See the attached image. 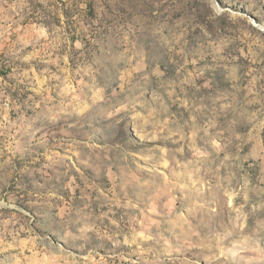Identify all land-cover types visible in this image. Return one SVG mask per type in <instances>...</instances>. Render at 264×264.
<instances>
[{"label": "rangeland", "instance_id": "1", "mask_svg": "<svg viewBox=\"0 0 264 264\" xmlns=\"http://www.w3.org/2000/svg\"><path fill=\"white\" fill-rule=\"evenodd\" d=\"M0 264H264V0H0Z\"/></svg>", "mask_w": 264, "mask_h": 264}]
</instances>
